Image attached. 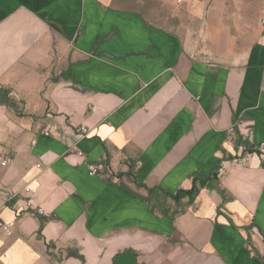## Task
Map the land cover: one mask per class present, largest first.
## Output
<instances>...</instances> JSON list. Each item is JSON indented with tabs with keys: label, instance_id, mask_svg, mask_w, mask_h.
Listing matches in <instances>:
<instances>
[{
	"label": "crops",
	"instance_id": "0c3cea01",
	"mask_svg": "<svg viewBox=\"0 0 264 264\" xmlns=\"http://www.w3.org/2000/svg\"><path fill=\"white\" fill-rule=\"evenodd\" d=\"M0 89V264H264V26L221 63L115 0H0Z\"/></svg>",
	"mask_w": 264,
	"mask_h": 264
},
{
	"label": "rangeland",
	"instance_id": "374dc122",
	"mask_svg": "<svg viewBox=\"0 0 264 264\" xmlns=\"http://www.w3.org/2000/svg\"><path fill=\"white\" fill-rule=\"evenodd\" d=\"M149 24L173 32L184 46L215 62L234 63L264 26L262 0H115ZM18 112L28 114L23 102Z\"/></svg>",
	"mask_w": 264,
	"mask_h": 264
},
{
	"label": "trees",
	"instance_id": "16d2710c",
	"mask_svg": "<svg viewBox=\"0 0 264 264\" xmlns=\"http://www.w3.org/2000/svg\"><path fill=\"white\" fill-rule=\"evenodd\" d=\"M0 105H5L8 108H15V102L14 99H12L10 97V93L9 90L6 89H0ZM213 179H215L216 177L213 176ZM211 178V179H212ZM211 179H199L197 177H193V187H191L188 190H179L176 194H168V193H163V195H165L166 197H171L172 199H174L175 202H179L181 199L188 197L191 201L196 197V195L199 192V188H203L206 187L209 182H211ZM138 186L142 187V188H146L143 183H137ZM208 187V186H207ZM160 191V189L158 187L155 188H150L147 189V193H148V199L151 198V196L153 195V193H155L156 191ZM40 229H42L43 224H44V219L40 218ZM40 233V231H39Z\"/></svg>",
	"mask_w": 264,
	"mask_h": 264
},
{
	"label": "built area",
	"instance_id": "2783aa9c",
	"mask_svg": "<svg viewBox=\"0 0 264 264\" xmlns=\"http://www.w3.org/2000/svg\"><path fill=\"white\" fill-rule=\"evenodd\" d=\"M178 2H183L184 0H177ZM80 133L82 134V136H86V135H88V130L86 129V128H80ZM9 161V159L8 158H5L3 161H2V164H0L1 166H4V165H6V163ZM95 170L94 169H91L90 170V172H89V174L90 175H95ZM24 191L26 192V193H28V192H30V190H29V188H24ZM26 204H27V206L28 207H31V200H29V198H27V200H26ZM0 213H1V210H0ZM38 213H40V214H42L43 213V211H42V209H38ZM14 227H15V222H12V221H10V222H4V221H2L1 220V218H0V230L3 232V233H5L6 235H12V230L14 229Z\"/></svg>",
	"mask_w": 264,
	"mask_h": 264
}]
</instances>
